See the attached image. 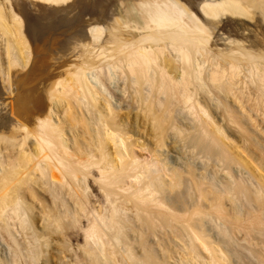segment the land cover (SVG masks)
Here are the masks:
<instances>
[{
    "label": "bare ground",
    "instance_id": "1",
    "mask_svg": "<svg viewBox=\"0 0 264 264\" xmlns=\"http://www.w3.org/2000/svg\"><path fill=\"white\" fill-rule=\"evenodd\" d=\"M42 42L79 59L43 70ZM177 108L198 146L169 135ZM0 111V264H170L176 239L186 264H226L204 225L250 232L244 188L205 182L195 147L219 166L226 123L264 137V0H0Z\"/></svg>",
    "mask_w": 264,
    "mask_h": 264
},
{
    "label": "rangeland",
    "instance_id": "2",
    "mask_svg": "<svg viewBox=\"0 0 264 264\" xmlns=\"http://www.w3.org/2000/svg\"><path fill=\"white\" fill-rule=\"evenodd\" d=\"M129 30L130 29H127V30H125V32H131V30L130 31ZM132 32H134V30ZM69 35H70V33H69ZM68 41L70 43L69 39H68ZM47 42H44L45 44L43 42L42 43H43V45H45V47L48 46V47H46V48H48L47 49L48 51L46 49H44L45 47L41 43L42 48L39 47L41 49H38L36 51V55H33L35 57L34 60H36V58L38 57L37 58L38 63L40 61V63L38 64L39 68H40V66H41V68H43V67L45 68L46 66L50 67V65L52 66L50 68H53V65L57 62V59H55L54 56L57 54H59L58 56L61 57V54H65V56H66V53H67V56H69V57L72 56V58L74 57L71 60H76V59L78 60L79 59L77 55L79 53H81L80 52L81 49L80 50L78 49L76 51V53L78 52V54L76 55V53L73 51L74 49H72V48L68 49V47L63 48V49H66V51H65L66 53H65V52H63L64 51L63 49H61V51H60L59 48H57L56 44L52 46V44L50 42L49 43H47ZM46 43L49 45H47ZM70 44H72V43H70ZM51 47H54V49H58V51L52 49ZM224 48H225V46L223 47V42H220V44L217 47V50L219 49L218 51H223V50L225 51ZM43 49H44V51L45 50L47 51V52L45 51V56L42 55V54H44ZM68 50H70V51L72 50V51L69 52ZM96 50L97 49H95L94 52H96ZM55 51H57V52H55ZM37 52H39V54L44 56V60H43V57L40 56ZM58 52H60V53H58ZM49 53H51L50 54L51 56L49 55ZM68 54H70V55H68ZM74 55H76L77 58H75ZM48 57H50V58H48ZM202 57H203L202 55L200 57V54H198L197 61L200 62L201 60H203ZM56 58H57V56H56ZM46 60H48V61L50 60V63ZM53 60L54 61L56 60V62L54 63ZM96 60H98V58ZM47 63H49V64L47 65ZM51 63H53V65ZM44 68H43V70H44ZM49 70H47L46 73L49 72V74H50V72L53 69L51 71H49ZM43 73L46 74L45 71ZM32 76L33 77L35 76L34 78L32 77L33 79L31 78L32 82H34V83H36V82L41 83L42 80H43L42 82H45L47 80V78L44 77L46 75L41 76V74H40V77H39V72H37V74L32 75ZM35 78H37V79H35ZM44 78H46V79H44ZM40 79H42V80H40ZM31 80H30V82H31ZM194 83H195L194 89L197 88L196 89L197 92H196V90H194L195 94L197 93L196 98L199 99V101L202 102V104L208 105L210 103L209 106H210L211 110L213 109L214 115H216V114L219 115L220 113L223 114L224 113L223 111L226 108V106H225L226 104L230 105V106L233 105V104H230V103H232L230 100L226 101L225 99H223L221 97H217L213 92L209 93L208 86L206 85V83L203 80L200 82L196 81ZM215 111H216V113H215ZM2 113H6V111L2 112ZM2 113L0 111V116L3 115ZM181 116L185 120H183L181 118ZM193 116L194 115H192L189 111H187V110H181L180 111V109L177 108L175 110L174 117H175V121H176L175 124L178 127L173 129V130H170L169 135L174 136L175 138L178 137V139H177L178 141L181 139H186L187 142L196 146L197 140L199 138H198V133L192 127V123L194 122ZM56 121H57V118H56ZM226 124L223 127L224 128L223 129V131H224L223 140L225 141L223 143H224V147L227 150L231 159H226L224 161L219 162V166L214 164V163L218 162V161H216L217 160V154L219 153V150H220V148L218 146H213L212 148L210 147L208 149H201L199 147H195V152L197 153L198 151H201L197 156L200 157L199 160H201L200 165L202 166V169H201L203 172L202 176H203L205 182L216 183L222 189L233 188V186L235 184H236V186H238V185L243 186V188H244L243 192L239 193L238 196L236 197V200H235L236 208L238 210L239 215H241V217H243L245 219V222L247 223V220H250V221H248V223L251 224L253 227L250 228V232H246L245 230H237L233 225H231V223L229 221H220L218 223H216V222L213 223L211 221H208V223H206L204 225V230L206 231V233H208L210 236H212L211 237L212 240L218 241L219 249L223 250V253L220 257H222L226 260V264H264V257H263L264 256V137L262 135H258L255 133L246 134V133L241 132V131L239 132L237 129H234L233 127L226 125ZM69 137L72 138L71 133L68 132V138ZM143 142H144V139L139 138V143L141 145H143ZM150 147H152L151 144H150ZM146 149L147 148L145 146L143 148H139V147L137 148L136 147L135 148L136 155H138V157H140L141 159L144 158V160L145 159L150 160L151 154ZM191 159H192L191 161L193 163L194 159L193 158H191ZM204 161H206V162H204ZM175 167L178 168L177 165ZM246 175H247V177H246ZM192 196H193L192 191H190L189 189H187L184 192V197L186 199L187 198L192 199ZM226 209H229V205L226 206ZM255 216H259L262 219L260 224H257L255 222V220H254ZM78 243L80 245H83L82 241H79ZM175 243H176V245H174V250L177 252L176 253L177 255L174 259L170 260L171 261L170 264H186L187 263L186 260H184L182 258V255H181L183 248H185L183 246V243H181V241L179 239H176ZM220 243H222V244H220ZM175 246H178V247H175ZM54 252H57V249H55ZM179 252H181V254ZM203 253H204L203 254L204 255V258H203L204 262H208L209 261L208 260L209 254L207 252L205 254V251H203ZM160 264H163V262H161ZM166 264H169V263H166Z\"/></svg>",
    "mask_w": 264,
    "mask_h": 264
}]
</instances>
